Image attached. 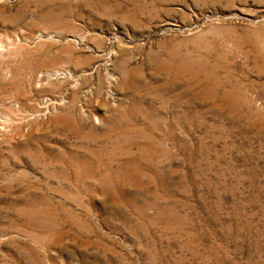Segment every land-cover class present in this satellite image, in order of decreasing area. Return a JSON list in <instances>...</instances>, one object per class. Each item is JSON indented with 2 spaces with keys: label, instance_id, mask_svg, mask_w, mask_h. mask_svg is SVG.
Wrapping results in <instances>:
<instances>
[{
  "label": "rangeland",
  "instance_id": "rangeland-1",
  "mask_svg": "<svg viewBox=\"0 0 264 264\" xmlns=\"http://www.w3.org/2000/svg\"><path fill=\"white\" fill-rule=\"evenodd\" d=\"M0 264H264V0H0Z\"/></svg>",
  "mask_w": 264,
  "mask_h": 264
}]
</instances>
